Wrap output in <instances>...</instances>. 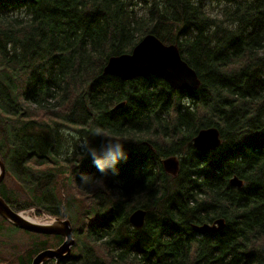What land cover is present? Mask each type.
<instances>
[{
  "label": "trees",
  "instance_id": "16d2710c",
  "mask_svg": "<svg viewBox=\"0 0 264 264\" xmlns=\"http://www.w3.org/2000/svg\"><path fill=\"white\" fill-rule=\"evenodd\" d=\"M149 34L176 47L196 91L103 73ZM211 127L220 146L197 151ZM0 158L16 211L70 221V264H264V0H0ZM45 248L0 247V264Z\"/></svg>",
  "mask_w": 264,
  "mask_h": 264
},
{
  "label": "water",
  "instance_id": "95a60500",
  "mask_svg": "<svg viewBox=\"0 0 264 264\" xmlns=\"http://www.w3.org/2000/svg\"><path fill=\"white\" fill-rule=\"evenodd\" d=\"M103 73L122 81L154 75L166 82L172 90L196 91L200 86L196 73L181 59L176 47L164 45L152 34L143 37L130 54L111 57L107 61ZM121 106L123 103L117 105L115 109ZM220 143L219 131L215 127L200 130L192 141L193 147L202 152L215 150L220 146ZM161 166L166 174L175 177L179 172V159L177 156L167 157L161 161ZM4 173V166L0 162V182ZM230 185L241 187L242 181L234 176L230 179ZM144 215V211H135L130 217V223L134 227H140ZM0 216L18 229L34 234L60 236L64 239L57 249H46L39 252L32 258L31 264H43L47 260H55L54 264H59L68 259L70 247L73 245L72 226L68 220L56 218L54 225L34 224L23 219L20 212L12 210L1 198ZM223 226L224 221L220 219L212 224L194 227V230L216 233Z\"/></svg>",
  "mask_w": 264,
  "mask_h": 264
},
{
  "label": "rangeland",
  "instance_id": "374dc122",
  "mask_svg": "<svg viewBox=\"0 0 264 264\" xmlns=\"http://www.w3.org/2000/svg\"><path fill=\"white\" fill-rule=\"evenodd\" d=\"M2 182L5 183L8 187L11 186L15 190L19 189L18 182L12 180L8 175H6L2 179ZM18 197L23 200H28L31 197V194H29L27 191H21ZM17 212H20V215L25 213L24 216L27 215V217L33 220L44 219L46 217L51 218L52 220L56 219V218L44 216V215L36 216L33 210H29V211L24 210L22 212L21 211H17ZM60 220H64V219H60ZM65 220H68V219H65ZM0 225L2 226V229L0 230V235L1 236L8 235L6 238H3V239L0 236V247L1 249L11 250L10 251L11 255L15 254L16 252H19V255H20L24 253L26 250H28L30 247H32L33 244L39 243V242H45L46 248L44 250L46 249L54 250V249H57L62 244V241L61 242L57 241L56 239L53 238V236L45 237L46 235L34 234L31 232L24 231L22 229H18V228L14 229L13 227H9V226L6 227L5 225H2V224ZM73 238L75 240H73L74 243L70 247V253L71 252L76 253V249H74L76 238L75 236ZM37 254H35V256ZM48 264H51V262H49Z\"/></svg>",
  "mask_w": 264,
  "mask_h": 264
},
{
  "label": "flooded vegetation",
  "instance_id": "af4514ba",
  "mask_svg": "<svg viewBox=\"0 0 264 264\" xmlns=\"http://www.w3.org/2000/svg\"><path fill=\"white\" fill-rule=\"evenodd\" d=\"M25 159H28V160H34V161H39L40 162V160H41V158L40 157H37V156H29V157H26ZM0 162L3 164V166H4V169H5V173H4V177L6 176V175H10V176H12L14 179H15V174L14 173H12V172H9L8 171V166L7 165H5L4 163H3V161H2V159L0 158ZM3 177V178H4ZM28 178L30 179V180H32V178H31V176L29 175L28 176ZM28 187H31V184L29 183L28 184ZM3 188H7L9 191H15V189H13L11 186L10 187H8L5 183H3L2 182V180H1V182H0V194L2 193V190H3ZM36 193L37 192H40V191H38V190H36L35 191ZM0 198L12 209V210H14L15 212H17L16 210L20 207V204H18L16 201H12V200H8L6 197H2L1 195H0ZM8 201H10V203L11 204H9L8 203ZM143 223H144V219H143ZM143 223H142V225H143ZM142 225L140 226V227H134L135 229H139V228H141L142 227ZM72 226V225H71ZM75 236V233H74V231H73V228H72V238ZM62 238V237H61ZM63 238H62V242H63ZM73 240H75L74 238H73ZM74 243V242H73ZM75 247V246H74ZM71 254V253H70ZM35 256V255H34ZM33 256V257H34ZM70 256V255H69ZM70 258V257H69ZM68 258V260L66 259V260H64V261H62V262H60L59 264H62L63 262H65V261H67V264H70V262H71V260ZM32 260V259H31ZM47 261H50L51 262V264H54V262H55V260H47ZM47 261H45V262H47ZM44 262V263H45ZM30 264H31V262H30Z\"/></svg>",
  "mask_w": 264,
  "mask_h": 264
},
{
  "label": "bare ground",
  "instance_id": "6f19581e",
  "mask_svg": "<svg viewBox=\"0 0 264 264\" xmlns=\"http://www.w3.org/2000/svg\"><path fill=\"white\" fill-rule=\"evenodd\" d=\"M25 213L21 214V217L27 221H30L31 223H34V224H39V225H54L56 224V221L55 220H52L51 218H44V219H37V220H33L29 217L24 216Z\"/></svg>",
  "mask_w": 264,
  "mask_h": 264
}]
</instances>
